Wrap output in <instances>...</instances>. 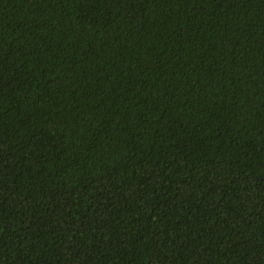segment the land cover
Masks as SVG:
<instances>
[{"label": "trees", "instance_id": "trees-1", "mask_svg": "<svg viewBox=\"0 0 264 264\" xmlns=\"http://www.w3.org/2000/svg\"><path fill=\"white\" fill-rule=\"evenodd\" d=\"M0 264H264V0H0Z\"/></svg>", "mask_w": 264, "mask_h": 264}]
</instances>
